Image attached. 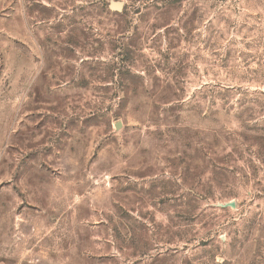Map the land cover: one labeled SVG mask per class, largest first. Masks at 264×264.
<instances>
[{
  "label": "rangeland",
  "instance_id": "1",
  "mask_svg": "<svg viewBox=\"0 0 264 264\" xmlns=\"http://www.w3.org/2000/svg\"><path fill=\"white\" fill-rule=\"evenodd\" d=\"M0 264H264V0H0Z\"/></svg>",
  "mask_w": 264,
  "mask_h": 264
},
{
  "label": "water",
  "instance_id": "2",
  "mask_svg": "<svg viewBox=\"0 0 264 264\" xmlns=\"http://www.w3.org/2000/svg\"><path fill=\"white\" fill-rule=\"evenodd\" d=\"M122 3H115L114 5L111 6V9L115 11H121L122 10Z\"/></svg>",
  "mask_w": 264,
  "mask_h": 264
}]
</instances>
